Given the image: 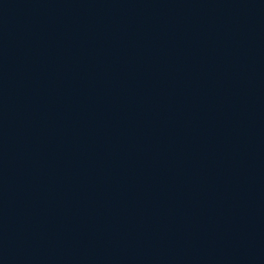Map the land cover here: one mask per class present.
Masks as SVG:
<instances>
[{"label": "water", "instance_id": "water-1", "mask_svg": "<svg viewBox=\"0 0 264 264\" xmlns=\"http://www.w3.org/2000/svg\"><path fill=\"white\" fill-rule=\"evenodd\" d=\"M261 237L264 0H0V264Z\"/></svg>", "mask_w": 264, "mask_h": 264}]
</instances>
